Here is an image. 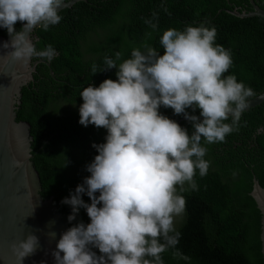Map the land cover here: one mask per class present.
Wrapping results in <instances>:
<instances>
[{"label":"clouds","instance_id":"clouds-1","mask_svg":"<svg viewBox=\"0 0 264 264\" xmlns=\"http://www.w3.org/2000/svg\"><path fill=\"white\" fill-rule=\"evenodd\" d=\"M64 7L65 0H0V28L9 37L0 45L5 50L0 62L27 67L36 58L50 63L56 50L51 45L38 50L30 34L57 25ZM145 23L155 30L156 24ZM215 39V27L169 28L159 38L162 54L144 43L127 59L121 60L118 51L105 55L99 71L92 64V76L116 69V80L80 91L78 123L105 129L106 136L91 145L98 154L85 166L90 175L61 200L71 208L70 224L81 209L90 222L73 224L58 240L51 230L55 221L47 223L45 235L56 242L54 264H164L161 254L176 248L175 221L185 212L182 193L195 190L194 176L203 177L209 169L205 145L223 142L236 130L254 95L234 75H224L232 59ZM161 108L182 116L191 133ZM39 245L34 234L13 244L18 264ZM173 255L187 259L178 251Z\"/></svg>","mask_w":264,"mask_h":264},{"label":"trees","instance_id":"trees-1","mask_svg":"<svg viewBox=\"0 0 264 264\" xmlns=\"http://www.w3.org/2000/svg\"><path fill=\"white\" fill-rule=\"evenodd\" d=\"M254 3L264 10V0ZM234 10L251 12L253 7L250 0H85L61 11V21L48 31L38 28L36 48L51 45L57 55L50 63H40L34 82L22 89L17 121L31 127L32 162L42 197H53L59 211L69 215L70 206L61 200L90 175L85 166L98 154L91 145L103 143L106 130L78 123L83 102L79 93L89 84L116 80V69L91 74L92 64L98 71L104 67L105 55L118 51L121 60L127 59L144 43L162 54L163 31L187 25L215 27V43L232 59L224 75H234L251 88L254 95L249 100L263 93L264 17L239 18L228 12ZM146 20L156 24L155 30ZM15 27L19 31L21 23ZM1 36L9 38L2 28ZM160 111L191 133L182 116H174L171 109ZM205 147L208 172L195 175L196 189L182 193L185 212L175 221L179 241L175 249L161 254L164 264H264L261 214L250 196L253 177L264 188V103L242 113L236 130L223 142ZM82 199L90 203L87 196ZM77 222H90L84 209L69 227ZM174 251L187 259L174 256Z\"/></svg>","mask_w":264,"mask_h":264},{"label":"water","instance_id":"water-1","mask_svg":"<svg viewBox=\"0 0 264 264\" xmlns=\"http://www.w3.org/2000/svg\"><path fill=\"white\" fill-rule=\"evenodd\" d=\"M85 0H70L59 11L69 9ZM251 12L228 11L239 18L264 17V10L254 4ZM59 12V13H60ZM22 27V24H21ZM38 28L30 34L34 44L39 41ZM9 38L0 37V45ZM0 47V54L4 53ZM43 60L31 62L27 67L14 61L0 62V264H18L12 251V245L25 239L29 234L38 237L40 245L36 252L26 257L23 264H54L51 253L55 241L50 242L45 233L50 220L55 221L52 231L60 234L69 228L68 215L59 211L54 198L41 195L42 184L32 159L33 137L27 122L17 121V110L21 105L22 89L34 82L37 66ZM49 65V64H48ZM53 76V72H51ZM264 92L249 100V107L244 112L261 106ZM243 112V113H244ZM181 121H186L184 118ZM250 196L255 200L261 214V246L264 257V188L253 177V189ZM34 209V210H33Z\"/></svg>","mask_w":264,"mask_h":264},{"label":"flooded vegetation","instance_id":"flooded-vegetation-1","mask_svg":"<svg viewBox=\"0 0 264 264\" xmlns=\"http://www.w3.org/2000/svg\"><path fill=\"white\" fill-rule=\"evenodd\" d=\"M251 2V1H250ZM255 4V3H254ZM252 5V4H251ZM256 6H257V4H256ZM248 6H246V8H247ZM252 7H253V5H252ZM238 8H242V7H238ZM245 8V9H246ZM243 12H247L246 10L245 11H243Z\"/></svg>","mask_w":264,"mask_h":264}]
</instances>
